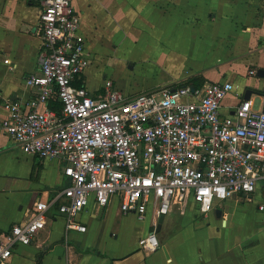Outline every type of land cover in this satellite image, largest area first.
Wrapping results in <instances>:
<instances>
[{"label":"crops","instance_id":"1","mask_svg":"<svg viewBox=\"0 0 264 264\" xmlns=\"http://www.w3.org/2000/svg\"><path fill=\"white\" fill-rule=\"evenodd\" d=\"M73 5L81 14L91 63L108 52L117 24L123 38L146 33L143 43L159 49L160 55L143 65L140 89L117 86L128 94L174 87L197 75L208 82L232 80L237 91L224 99L225 116L247 88L264 89V75H259L264 71V0H73ZM41 10L39 0H0V116L6 115L1 102L35 96L26 78L41 71L42 38L35 32ZM84 80L93 94L102 92L101 82L90 87L87 70ZM52 105L60 107L57 99ZM64 167L61 159L24 150L0 128V233L31 218L37 201L56 199L46 227L3 264H264V209L259 208L264 178L252 200L236 194L205 215L195 202L185 213L173 207L158 231L159 219L152 215L137 217L141 228L127 230L131 214L122 213L118 198L105 208L91 204L79 217L87 230H72L66 237L58 210L59 194L69 184ZM152 231L161 246L147 253L139 240Z\"/></svg>","mask_w":264,"mask_h":264},{"label":"built area","instance_id":"2","mask_svg":"<svg viewBox=\"0 0 264 264\" xmlns=\"http://www.w3.org/2000/svg\"><path fill=\"white\" fill-rule=\"evenodd\" d=\"M39 1L41 71L26 78L35 96L1 102L6 115L0 128L24 150L65 162L69 184L59 194L58 210L66 237L87 230L79 217L91 204L105 208L113 198L123 214L141 220L152 215L155 222L173 207L185 213L191 202L205 215L233 195L253 199L264 178L263 98L259 106L256 94L242 98L224 116V99L237 91L232 80L131 95L107 79L93 94L84 80L91 57L80 12L73 0ZM55 203L37 201L31 218L0 233V264L18 245L36 239ZM139 245L152 253L161 241L152 231Z\"/></svg>","mask_w":264,"mask_h":264},{"label":"rangeland","instance_id":"3","mask_svg":"<svg viewBox=\"0 0 264 264\" xmlns=\"http://www.w3.org/2000/svg\"><path fill=\"white\" fill-rule=\"evenodd\" d=\"M167 24H171V21ZM116 26L114 38L112 37L109 41L111 43H108L106 50L108 52L100 54L86 68L88 82L90 87L94 88L100 82L104 84L106 79H110L116 86L125 90L131 84L132 91L135 92L140 89L142 79L145 75L143 65L147 61L152 60V58H157L159 49L155 46L149 47L143 43L146 33L133 32L129 34L127 32L128 37L123 38L125 33L118 27V24ZM115 43L119 44L117 48L114 46ZM255 96L256 105L259 106L262 98L258 95ZM142 222L138 220L136 215L131 214L129 216L127 230L137 231L141 228Z\"/></svg>","mask_w":264,"mask_h":264},{"label":"water","instance_id":"4","mask_svg":"<svg viewBox=\"0 0 264 264\" xmlns=\"http://www.w3.org/2000/svg\"><path fill=\"white\" fill-rule=\"evenodd\" d=\"M259 75H264V71H263V69H260V71H259ZM191 86H192V90H195V89H196V85H195V84H192ZM252 94H256V95H258V96H260L261 98L264 99V89L247 88L244 97H245L246 99H248V98L251 97ZM217 212H218V214L221 213L220 210L217 211ZM164 217H165V215H161V216H160V218H159V223H158V227H157V231L160 229L161 224H162V222H163V220H164Z\"/></svg>","mask_w":264,"mask_h":264},{"label":"trees","instance_id":"5","mask_svg":"<svg viewBox=\"0 0 264 264\" xmlns=\"http://www.w3.org/2000/svg\"><path fill=\"white\" fill-rule=\"evenodd\" d=\"M208 80L204 76H191L185 80L180 81L177 85L178 86H184L187 84H195L197 87L202 86L203 84L207 83Z\"/></svg>","mask_w":264,"mask_h":264}]
</instances>
